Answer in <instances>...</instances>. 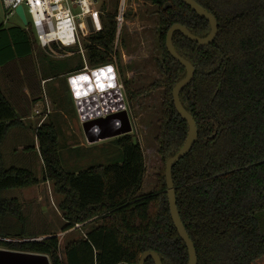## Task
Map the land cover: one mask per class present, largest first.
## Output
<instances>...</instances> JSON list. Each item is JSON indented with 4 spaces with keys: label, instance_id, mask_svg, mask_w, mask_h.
I'll return each instance as SVG.
<instances>
[{
    "label": "trees",
    "instance_id": "obj_1",
    "mask_svg": "<svg viewBox=\"0 0 264 264\" xmlns=\"http://www.w3.org/2000/svg\"><path fill=\"white\" fill-rule=\"evenodd\" d=\"M196 1L216 17L219 29L208 46L179 31L173 35L178 52L195 67L194 78L180 98L198 126V140L173 168L177 206L195 245L198 264H254L264 257V231L260 227L264 213V0ZM152 2L160 16V66L165 75L149 87L164 90L156 137L161 167L155 187L151 192H140L146 159L141 142L132 133L116 138L124 153L122 163L69 172L60 160L57 129L52 123L42 124L35 134L39 149L33 143L22 144L27 145L25 150L39 153L44 163L42 179L52 181L55 193L62 196L58 206L66 221L63 230L76 224H83L86 230L65 245L63 255L56 235L43 240L0 241V245L47 254L52 264H138L147 250L158 252L164 264H188L187 246L170 213L165 176L167 159L184 145L189 129L173 99V88L186 69L169 53L166 36L176 23L205 36L210 23L183 0ZM167 2L170 7L165 9ZM116 13L101 15L102 29L90 35L87 57L93 67L113 62V54H117ZM27 30L0 24L2 66L31 52L29 45L23 44H33ZM7 47L12 53L2 58ZM23 65L28 68L25 61ZM83 67L58 73L52 69L55 74L46 71L43 79ZM126 90L128 99L147 91H132L129 86ZM38 94L33 93L30 103L38 101ZM12 97L0 91V237L30 239L38 235L29 231L20 202L2 195L5 190L40 181L31 169L6 165L3 143L12 128L24 125L28 109H22L21 114L22 107L16 106ZM146 264L155 262L148 258Z\"/></svg>",
    "mask_w": 264,
    "mask_h": 264
},
{
    "label": "rangeland",
    "instance_id": "obj_2",
    "mask_svg": "<svg viewBox=\"0 0 264 264\" xmlns=\"http://www.w3.org/2000/svg\"><path fill=\"white\" fill-rule=\"evenodd\" d=\"M24 9L31 23L32 16L29 7L24 5ZM104 10L106 14L117 11L116 0H106ZM74 11L78 10L74 9ZM4 14L3 0H0V23L4 22ZM116 14L118 22L120 15L118 11ZM159 22L158 6L152 0H127L124 24L122 23L121 28L118 24L117 43L115 41L117 54H113V62L109 61L106 64L93 67L87 58L89 71H95L105 65L114 68L118 86H123L121 90L124 97L127 93V86L132 91L147 90L138 97L129 99L130 112L133 117L131 133L136 140L141 142L146 159L147 171L143 179L141 193L153 190L156 185V175L161 167L156 137L159 132L164 90L162 88L149 89L153 82L165 78L160 66L163 56L159 39ZM14 25L28 29L27 32L33 44L23 43L28 44L31 49L27 56L23 58L17 56L10 64L4 66H2L4 63L0 61V91L10 97L13 95V103L22 107L21 114L24 112L22 109H28L24 116L26 117L23 121L24 125L15 126L10 130L2 150L8 167L31 169L40 181L32 186L5 190L2 195L18 199L25 211L29 231L33 235H38L33 239L43 240L45 239L43 237L56 235L59 238V253L63 255L65 245L70 240L80 237L86 227L70 232L63 230L66 221L58 206L62 196L55 193L52 181L42 179L44 163L39 153L37 154L35 149L25 150L27 145L24 146L22 143H33L37 149L39 147V141L35 135L37 128L42 124H54L58 132L60 160L63 167L69 172L85 170L96 165L122 163L124 153L116 143L117 137L105 138L94 143L87 141L83 121L69 82L72 76L83 73L85 67L82 55L77 52L78 47L44 48L40 45L36 30L31 24H24L18 15H13L4 23L7 29ZM9 53H12V50L7 47L2 51L1 57L9 56ZM24 61L28 63V68L23 65ZM81 64L84 67L76 72H68L47 80L43 79L47 75L46 71H50L49 75H53L54 72L68 71ZM23 66L32 78L25 75ZM52 69L58 71L53 72ZM20 74L24 75L25 80L15 81L20 78ZM31 79L34 81L33 83ZM18 85H20L19 88ZM26 90L29 91V94H26ZM34 91L39 93V99L37 103H30ZM26 104L28 107L24 106ZM36 110H38V114ZM33 113L37 116L30 117ZM260 227L264 231V213L260 216ZM24 240L27 239L0 237V241L22 242ZM0 248L7 249L2 245ZM254 264H264V257Z\"/></svg>",
    "mask_w": 264,
    "mask_h": 264
},
{
    "label": "water",
    "instance_id": "obj_3",
    "mask_svg": "<svg viewBox=\"0 0 264 264\" xmlns=\"http://www.w3.org/2000/svg\"><path fill=\"white\" fill-rule=\"evenodd\" d=\"M183 1L199 16L203 17L210 23V31L205 36H199L193 33L186 25H183L181 23H176L167 32L166 44L169 53L173 58H175L178 62H180L186 69V75L182 79H180L173 88V99L177 112L188 123L189 129L184 145L180 148V150L177 153H175L173 156L167 159L165 166V176H166L170 213L174 225L176 227V230L178 231L180 237L187 246L188 254H189L188 264H198V257H197V251L195 245L182 222L178 210L176 188L173 179L174 166L180 161V159L185 157L191 151L194 144L198 140V126L196 120L192 115V113L185 108L180 98L181 91L187 85H189L194 78L195 67L188 58H186L184 55L178 52L173 42V35L175 32L179 31L186 38L194 42H197L202 46H208L216 39V36L218 34L219 24L216 17L207 9H205L202 5H200L196 0H183ZM169 6L170 3L168 2L165 6V9H167ZM16 13L24 24H28L26 13L22 5L16 8ZM87 23L91 31L95 30L94 23H96V26L100 27V20L98 17H95V20L93 21L92 17L88 16ZM96 72H100V71H96ZM88 101H89V97L86 99H81L77 101V105L83 121L84 131L87 137V141L89 143H94L105 138L118 137L124 134L131 133L133 131V125L129 117V112L125 108V102L123 100L120 101L119 106L116 105L114 107L111 106H108L106 108L104 107L101 110V113H97L96 111L90 109L88 107ZM50 236L51 235L46 237H50ZM31 240H38V239L32 238V239H27L26 241H31ZM148 258H152L155 264H164L161 255L154 250L145 251L141 255L138 264H146ZM0 264H52V263L50 257L47 254L0 248Z\"/></svg>",
    "mask_w": 264,
    "mask_h": 264
},
{
    "label": "built area",
    "instance_id": "obj_4",
    "mask_svg": "<svg viewBox=\"0 0 264 264\" xmlns=\"http://www.w3.org/2000/svg\"><path fill=\"white\" fill-rule=\"evenodd\" d=\"M105 3L106 0H3V5L5 8V22L13 15H17L16 8L18 6L22 5L24 7V5H27L29 7L32 16V22L30 23L27 18V25L31 24L35 28L39 43L42 47L51 49L53 46L60 48L77 46V52L82 55L85 62V67L82 71L84 75L91 72L89 71V66L87 63V44H92L90 35L102 29L101 15L106 13L104 10ZM126 8L127 0H119L117 4V11L120 15L118 18V24L120 25V28V18L121 16L124 17ZM74 9H77L78 11L75 12ZM88 16H91L93 21L95 20V17H98L100 20V27L96 26V23H94L95 30L91 31L87 23ZM117 40L118 35L116 37V43ZM106 66L107 65L104 67H99L93 72L103 70L106 68ZM109 66L110 65L107 67ZM113 73H115L114 68ZM76 77L78 78L79 75ZM73 79L74 76L70 78L71 88L74 96L78 98L74 91V86L72 83ZM114 87L121 92L123 86H118L117 82L116 86ZM103 91L96 90L93 91V93H103ZM90 96L91 94L86 98ZM36 112L38 114V110H36ZM82 226L83 224H76L70 230H76L78 228L81 229Z\"/></svg>",
    "mask_w": 264,
    "mask_h": 264
},
{
    "label": "flooded vegetation",
    "instance_id": "obj_5",
    "mask_svg": "<svg viewBox=\"0 0 264 264\" xmlns=\"http://www.w3.org/2000/svg\"><path fill=\"white\" fill-rule=\"evenodd\" d=\"M99 71L100 72L91 71L90 73H87L85 75L83 73L82 74L83 76L80 77V78L89 77V79L86 78L87 79L86 86L85 88H83L84 94H86V97L91 94V96L89 97V101H88V107L96 111L97 113H101V110L104 107L105 108L108 106L114 107L116 105L119 106L120 101L123 100L125 102V108L129 112V117L132 123L133 117L130 112L131 107H130L128 96L125 93V97H124L122 91L120 92L118 91V89L114 87L117 84V79L115 78L117 77V75L113 73V68L106 67L103 70H99ZM85 90H87V92H85ZM96 90H102V91L107 90V91H103V93H95V92L93 93V91H96Z\"/></svg>",
    "mask_w": 264,
    "mask_h": 264
},
{
    "label": "bare ground",
    "instance_id": "obj_6",
    "mask_svg": "<svg viewBox=\"0 0 264 264\" xmlns=\"http://www.w3.org/2000/svg\"><path fill=\"white\" fill-rule=\"evenodd\" d=\"M120 20H121V26H122V23L124 22V17L121 16ZM82 74L83 73L77 74L79 75L78 78L76 77L77 75H74V79L72 80L74 91L80 100L83 98H86V94H84L83 88H85L86 86V80H87L86 78L89 79V77L80 78L81 76H83ZM85 92H87V90H85Z\"/></svg>",
    "mask_w": 264,
    "mask_h": 264
},
{
    "label": "crops",
    "instance_id": "obj_7",
    "mask_svg": "<svg viewBox=\"0 0 264 264\" xmlns=\"http://www.w3.org/2000/svg\"><path fill=\"white\" fill-rule=\"evenodd\" d=\"M4 17H5V14H4ZM4 23H5V18H4V22H3V24H4ZM0 24H1V23H0ZM25 64H27L26 61H25ZM21 71H22V69H21ZM46 80H47V79H46ZM47 82H48V81H47ZM69 82H70V79H69ZM70 87H71V83H70ZM71 90H72V88H71ZM25 92H26V94H29V91H28V90H26ZM72 93H73V91H72ZM73 95H74V94H73ZM31 96H32V95H31ZM30 99H32V97H31ZM74 99L76 100V102L80 100L79 98H76V96H74ZM83 99H86V98H83ZM36 103H37V102H36ZM34 116H37V115L34 114V113H33L32 115H30V117H34ZM25 119H26V117H23L22 120L25 121ZM36 127H37V126H36ZM70 231H74V229H73V230H70V229L67 230V232H70ZM82 232H83V231H82Z\"/></svg>",
    "mask_w": 264,
    "mask_h": 264
}]
</instances>
